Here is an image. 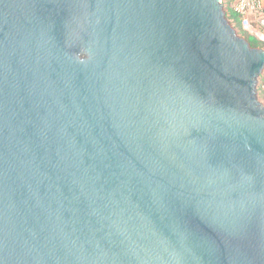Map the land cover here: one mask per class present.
<instances>
[{
	"label": "water",
	"instance_id": "1",
	"mask_svg": "<svg viewBox=\"0 0 264 264\" xmlns=\"http://www.w3.org/2000/svg\"><path fill=\"white\" fill-rule=\"evenodd\" d=\"M263 70L221 0H0V264H264Z\"/></svg>",
	"mask_w": 264,
	"mask_h": 264
},
{
	"label": "built area",
	"instance_id": "2",
	"mask_svg": "<svg viewBox=\"0 0 264 264\" xmlns=\"http://www.w3.org/2000/svg\"><path fill=\"white\" fill-rule=\"evenodd\" d=\"M229 12L236 17V23L242 30L254 34L258 41L264 43V0H233ZM229 21L233 26L236 24ZM260 90L264 93V80L260 83Z\"/></svg>",
	"mask_w": 264,
	"mask_h": 264
},
{
	"label": "rangeland",
	"instance_id": "3",
	"mask_svg": "<svg viewBox=\"0 0 264 264\" xmlns=\"http://www.w3.org/2000/svg\"><path fill=\"white\" fill-rule=\"evenodd\" d=\"M232 1H233V0H223V3H225V4H224L225 12H226V11H229V6L232 4ZM236 24H237V23H236ZM236 26H239V24H237ZM239 27H240V26H239ZM234 28H235V25H234ZM240 28H241V27H240ZM235 30H236L237 34H238L240 37H242V38H244V39H246V38H250V40H253V41H255V42H258V43L262 44V46L259 47V48L264 49V43L258 41L254 34L249 33V32H247V31H246V33H242V32H240L237 28H235ZM263 80H264V70H263L261 76L258 78V84H257V96H258V100H259V101L263 104V106H264V93H263L262 90H260V83H261Z\"/></svg>",
	"mask_w": 264,
	"mask_h": 264
},
{
	"label": "trees",
	"instance_id": "4",
	"mask_svg": "<svg viewBox=\"0 0 264 264\" xmlns=\"http://www.w3.org/2000/svg\"><path fill=\"white\" fill-rule=\"evenodd\" d=\"M226 14H227V17L229 20H232L233 22L236 23V17L232 13H230L229 11H226ZM234 25H235V28H237L240 32L246 33V31L242 30L239 26H236L237 24H234ZM246 40L250 43V45L252 47H261L262 46V44L255 42L253 40H250V38H246Z\"/></svg>",
	"mask_w": 264,
	"mask_h": 264
}]
</instances>
